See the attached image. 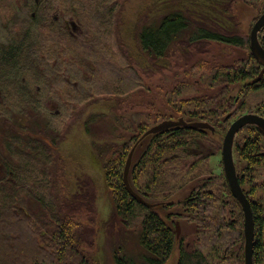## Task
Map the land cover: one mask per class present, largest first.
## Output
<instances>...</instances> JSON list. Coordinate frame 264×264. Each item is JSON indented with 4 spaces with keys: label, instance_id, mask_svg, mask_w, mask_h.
Here are the masks:
<instances>
[{
    "label": "rangeland",
    "instance_id": "obj_1",
    "mask_svg": "<svg viewBox=\"0 0 264 264\" xmlns=\"http://www.w3.org/2000/svg\"><path fill=\"white\" fill-rule=\"evenodd\" d=\"M73 1L76 5L80 3ZM2 2L0 0V43L11 39L2 27L5 10ZM84 2L93 10V17L82 19L80 23L70 16L64 4H59V22L66 25L69 39L68 42L62 40L58 50L48 45V52L54 53L50 54L53 74L50 70V85L41 90L43 107L38 121L39 129L46 130L48 124L52 125L55 130H51V136H58V144L51 149L57 168L48 165V172L53 175L47 179L58 182L50 190L55 194L59 192L57 195L63 202L72 205L65 209L70 216L77 217L74 220L79 224V231L91 241L84 251L93 264H115L113 254L120 246L141 256L143 250L137 244L140 227L136 224L127 228L119 218L112 217L113 194L104 180L100 151L105 150V159H109L119 152L120 146L128 143L130 153L139 140H133L139 133L138 127L143 126L146 132L163 121L183 119L203 121L213 130L184 132L182 139L176 141L181 142L177 148L172 147L176 143L170 135L160 136L167 153L160 156L155 148L146 158L154 138L150 136L136 146L130 170L135 172L132 179L137 180V190L149 196L147 202L155 206L154 210L162 219L174 230L180 224V237L166 264H178L182 247L188 252L201 250L212 264H235L244 248L245 264V239L243 243L239 238L241 230L244 234V212L228 195L222 149L225 135L236 119L245 114L264 117V76L253 83L264 68L254 59L249 45L235 47L215 42L192 47L189 52L176 48L169 54L166 67L159 68L143 55L137 40L139 29L161 13V0ZM109 7L114 8L115 13L109 15L115 25H111L106 16ZM97 8L100 13H95ZM233 10L238 33L250 38L253 26L264 13V0H235ZM259 40L264 47V28ZM222 70H233L235 74L247 71L250 77L246 81L232 82L216 76ZM214 106L224 112L212 114L217 113ZM247 131L242 130L234 144L235 164L241 178L247 171L237 147L249 137ZM163 132L166 131L156 135ZM261 149L264 155V136ZM4 152L0 153V198L7 189L15 198L13 210L48 216L43 204L22 191L26 183L13 179L12 171H5ZM253 170L255 174L250 175V181L244 179L243 188L250 200L264 204V160ZM253 190L255 192L250 193ZM88 192L96 196L95 215L85 206L78 211L79 202L92 197L87 196ZM205 193L211 194L204 197L205 201L190 204L191 199ZM48 197L55 196L50 197L48 193ZM0 217L3 221V214ZM240 220L243 225L240 222L233 228L232 223ZM29 227L25 237L21 230L16 237H24L36 248L34 229ZM5 235V232L0 234L3 239ZM28 264L32 263L28 261Z\"/></svg>",
    "mask_w": 264,
    "mask_h": 264
},
{
    "label": "trees",
    "instance_id": "obj_2",
    "mask_svg": "<svg viewBox=\"0 0 264 264\" xmlns=\"http://www.w3.org/2000/svg\"><path fill=\"white\" fill-rule=\"evenodd\" d=\"M77 1L80 2L79 6L73 0H3L2 2L5 3L2 27L11 38L8 42L0 43V148L5 151L3 164L7 173L12 171L13 179L26 183V186L21 188L22 191L27 192V195L33 199L36 198L40 205L43 204L42 207L48 210V216H35L33 211L26 213L21 210L18 213L13 210L15 198L12 191L4 190L0 198V214L4 217L3 221L0 219V234L5 232L6 238L0 236V264H28V261L32 264H93L84 251L86 244L90 245L91 241L85 239L81 230L79 231V224L74 220L76 216H70L65 209L72 205L63 202L57 195L59 192L55 194V191L50 190V187H56L55 183H58L47 179L53 175L48 172V165L57 168L56 160L51 158V149L58 144V136L56 138L51 136V130L54 131L55 128L48 124L46 130L42 127L39 129L41 124L38 122L43 107L40 104L41 90H45L50 85V70L53 74L50 54L54 53L48 52V45H51L53 50H58L61 41L65 39L68 42L69 39L66 25L62 26L59 22L57 12L59 4H64L70 16L75 20L78 19V23L82 19L93 17L91 15L93 10H89L91 7H86L84 0ZM161 1V13L156 20L147 21L139 29L137 40L143 55L159 68L166 67L169 54L176 48L189 52L192 47L205 46L212 42L235 47L249 45L251 48L250 38H244L237 31L238 21L233 10L235 0ZM112 10L114 8H110L106 16L111 25H115L114 19L109 15L115 13ZM100 11L97 8L95 13ZM64 30L65 35H63ZM247 73L241 70L235 74L233 70L231 72L222 70L216 76L237 82L246 81L250 77ZM214 107L217 113L212 114L221 115L224 112L221 107ZM246 129L250 135L237 147L239 159L245 163L247 171L242 178L238 175L242 188L244 179L250 181L252 179L250 175L255 174L253 167H257L264 160L261 149L263 136L255 127H247L244 130ZM138 130L139 133L133 140L136 138L140 140L146 133L143 126L138 127ZM197 131L200 130L177 127L159 136L152 134L150 136L154 138L149 144L145 157H150L155 148L160 152V156L167 153L166 148L161 145L164 143L159 140L160 136L170 135L176 143L172 147L177 148L181 142L178 144L176 141L182 139L184 132ZM88 132H90L89 127ZM150 136L138 140V145ZM95 145L97 147V143ZM128 147L129 144L124 143L120 146L119 152L116 151L109 159H105V150L100 151L104 158H102V170L105 172L103 174L106 186L113 194L112 217L119 218L127 228H132L136 224L140 227L137 244L143 253L137 257L120 246L115 250L113 259L115 264H166L174 252L177 232L154 208L140 204L128 193L124 184V169L130 154ZM132 175H135L133 170L129 171L132 188L147 201L149 196L137 190V180H133ZM226 189L233 203L239 206L229 187L226 186ZM254 192L255 190L250 193ZM48 193L50 197H55L49 198ZM88 193L87 196L92 197L80 201L78 211L85 206L88 212L95 215L96 196L92 192ZM245 194L249 199L248 193ZM207 195L211 194L205 193L198 199H191L190 204L205 201L204 197ZM250 202L255 222L254 264H264V204L252 200ZM240 222L242 224V220L232 223V227L239 225ZM27 226L34 229L37 249L24 239ZM20 230L23 231L24 237H16L19 236ZM244 237L241 230L239 238L243 243ZM20 240L23 242L21 243ZM44 243L46 245L43 247ZM28 247L32 250H28ZM243 250L244 248L235 264H244ZM178 264L212 263L201 250L188 252L182 247Z\"/></svg>",
    "mask_w": 264,
    "mask_h": 264
},
{
    "label": "water",
    "instance_id": "obj_3",
    "mask_svg": "<svg viewBox=\"0 0 264 264\" xmlns=\"http://www.w3.org/2000/svg\"><path fill=\"white\" fill-rule=\"evenodd\" d=\"M264 28V13L257 20L255 25L252 28L250 35V47L251 53L254 59L264 68V47L261 45L259 40V34ZM264 75V69L261 72L260 77ZM177 127H184L187 129H210L213 130V127L207 123L203 122H186L183 119L179 121H163L162 123L152 127L142 136L139 140H143L147 136L156 134L160 131H167ZM247 127H255L258 132L264 136V117L257 114H245L238 119H236L231 126L229 127L223 142L222 149V159L224 165V172L227 178L230 190L234 197L239 202L242 210L244 212V236H245V264H254V243H255V222L254 215L252 210V204L245 194L237 173V168L234 159V144L237 135ZM131 150L129 157L127 159L125 169H124V184L128 193L140 204L148 207L154 208L155 206L147 202L142 198L138 193L134 191L130 182H129V171L132 164L133 155L136 149V146ZM177 238L180 237L181 228L180 224L176 225Z\"/></svg>",
    "mask_w": 264,
    "mask_h": 264
},
{
    "label": "flooded vegetation",
    "instance_id": "obj_4",
    "mask_svg": "<svg viewBox=\"0 0 264 264\" xmlns=\"http://www.w3.org/2000/svg\"><path fill=\"white\" fill-rule=\"evenodd\" d=\"M262 71H263V70H262ZM260 74H261V73H260ZM259 76H260V75H259ZM263 76H264V75H263ZM263 76H262V77H260V78L258 77L256 80H254V82H253V83H254V84L258 83V81H259V80H261V79L263 78Z\"/></svg>",
    "mask_w": 264,
    "mask_h": 264
}]
</instances>
